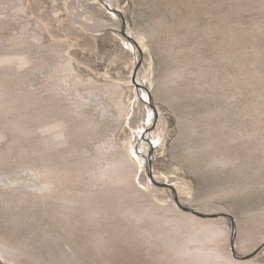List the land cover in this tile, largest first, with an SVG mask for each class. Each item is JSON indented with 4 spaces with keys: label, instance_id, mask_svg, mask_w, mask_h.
<instances>
[{
    "label": "rangeland",
    "instance_id": "rangeland-1",
    "mask_svg": "<svg viewBox=\"0 0 264 264\" xmlns=\"http://www.w3.org/2000/svg\"><path fill=\"white\" fill-rule=\"evenodd\" d=\"M113 2L120 12L102 0H0V59L25 54L31 60L0 65V235L14 231L23 238V250L34 252L17 253L25 264H187L182 250L192 227H153L148 214L141 221L115 215L137 207L131 197L107 194L97 205L71 207L58 198L95 188L91 170H100L91 161L115 144L129 155L142 201L176 207L175 197L159 195V186L153 192L140 183L149 140L156 144L152 176L174 186L188 206L232 214L239 255L263 249L264 0ZM141 41L142 54L136 50ZM110 84L119 85L125 111ZM75 108L96 123L62 142L44 140L39 112L53 109V117ZM156 113L167 127L146 128L147 139L134 147ZM66 118L69 126L85 121L78 112ZM46 165L68 169L55 191L42 190L47 177L39 171ZM96 206V219L83 216ZM211 215L196 216L226 226L225 245L234 253L230 220ZM100 233L105 243L98 248ZM175 233L174 242L169 236ZM36 254H42L38 262ZM6 257L0 253V264H19ZM253 264H264V253Z\"/></svg>",
    "mask_w": 264,
    "mask_h": 264
},
{
    "label": "bare ground",
    "instance_id": "bare-ground-1",
    "mask_svg": "<svg viewBox=\"0 0 264 264\" xmlns=\"http://www.w3.org/2000/svg\"><path fill=\"white\" fill-rule=\"evenodd\" d=\"M102 1L108 5L112 4L114 10H116L117 12H119L121 10V8H119L116 5V2H113V0H102ZM115 7L118 8V10L115 9ZM117 26H118V28L123 27L121 25L120 21L117 23ZM126 33L128 35H130L128 32H126ZM132 37L133 36L130 35L129 39L133 40ZM136 39H137V37H136ZM133 41L135 42V40H133ZM143 45H144V43L142 41L140 44L141 48L139 45H137L136 50L140 54L146 52V49ZM29 60L25 54H20V55L18 54V56L14 55L11 57L1 58L0 59V65L5 63V62H15L18 66H24L25 64H27L29 62ZM67 67H70V66H67ZM70 68L69 69L66 68V70H68V73L72 72L71 71L72 69H70ZM62 70H60V72ZM66 70H63V71H66ZM57 71H59V70H57ZM52 74H54V76H55L56 73L54 72ZM59 74L60 73H58V75ZM69 74H67V75H69ZM51 78H53V77H51ZM63 78H65V76ZM66 78H67V76H66ZM110 85L111 86H108V88L111 87V89H109V91L112 90L114 92V94L116 95V98L118 99L117 103H118L120 111L121 112L125 111L126 109L124 110V108H123L125 105L120 101L121 91L119 89V85H117V84H110ZM135 86L143 87L145 85L142 82V83H135ZM140 102L142 103L143 100L140 99ZM72 103H73V101H72ZM75 104L76 105H78V104L82 105L81 102H76ZM47 112H48V115H47V113L45 114V112H41V111L39 112V115H37L39 117V122H40L39 129H41L42 134H45V136L43 138L44 140H47L49 138H54L55 140L62 142V140H64L69 134H72V132L80 133L82 131V129H84L85 125H88L90 123H94V124L96 123L95 119L89 118L85 114L84 111H77L76 108L75 109H61L60 113L56 114L53 117L50 116L49 113L55 112V110H53V109L49 110L48 109ZM70 112H78V114L80 116H84L85 121L81 122V123H75L73 126H69L70 120L68 121V119L66 117H70ZM158 116L159 115L156 113L155 117H153L147 124H144L142 131H140L136 137V141L134 142V147H135V143L138 142V144H140V141H139L140 138L148 136L147 135L148 131H146V128H148V129L152 128L153 131L156 130L157 132H162L163 127L164 126L167 127V123L164 122V120L162 119L161 116H159V117ZM139 117H140V115H139ZM146 139H147V137H146ZM155 146H156V144L155 145L151 144V142H149V140H148V142L144 144V149L142 148L145 151V154L143 155L144 160H145V164H144L143 169H142V175L140 178V183H144L149 188L151 187L153 192L158 191L159 189H157V186H159V188L161 190V194H159V195H163L164 197H169V196L174 197V191L170 187L161 186V185H165V183H163L164 181H162L161 178L151 175V173H152L151 168L152 167H151V162L149 159L153 158L152 154L156 150ZM103 149H105V147ZM103 149H102V157L101 158H95L96 159L95 162H93V160H92L93 158L91 159L92 160L91 162L96 167H98V169L100 170V172H97L94 169L91 170L92 175L95 178H97V180L95 181L96 187L92 188V189L79 188V190L77 191V193L74 196H72V195L69 196V195H67V193H63L62 195L60 194L61 196L58 198H60V200L61 199L65 200V204H64L65 207H71L72 204H81L83 206H85L86 204H89V205L96 204L97 205V202L98 201L100 202V200L102 201V199L107 194H112V195H115L116 197L118 196L120 198L131 197V198H134L135 200H137V202H136L137 207H130V208L122 209V210L116 209L117 213L114 212L115 215L118 213H121V214L123 213V214L128 215V216L137 217V219H139V221H141L142 219L145 220L147 217L149 218V216L146 215V214H148V215L154 217V218L150 217V219L154 220V223H153L154 226L153 227H159V226L163 227V226H166V225H164L166 222H171L170 224L173 227H177L176 228L177 230H180L181 227H192L193 228V231L187 236L185 245H184L183 250H182V254L186 258V259H184V261L189 260L192 262V260L194 259L193 261L194 262L196 261V263H197V258H198V259H200L199 262L201 261L199 264H253L254 258H256L260 255H263L264 248L262 249L261 248L262 246H260L258 249H252V251L250 253H248L249 251L244 252L243 256L239 255L236 252H234V253L229 252L226 248V245H225L228 238H229V232L225 228L226 226H223L219 221L210 220V219H203L202 217L200 218L193 213L183 212L180 210V209H182V207L179 206L177 203H176L177 204L176 207H178V208H176L173 205H162L156 201H142V198L146 197V195L140 191L141 189L139 190L135 186L134 170H133L134 168H133V165L130 163L128 153L117 148V146L115 144H111L110 147L107 146V148L105 150H103ZM134 151L136 154H138V151L136 150V148H134ZM86 159L90 160V158H86ZM82 162H84V161H82ZM85 164L87 165L86 162H85ZM83 166H84V164H83ZM39 173L42 175H46V177H47L43 183L44 184L43 189L42 188H39V189H42V190L45 189L46 191H51V189H52V191L53 190L55 191L65 184L64 182L67 179L68 169L67 168L50 167L49 165H46L42 169H40ZM148 178H150L149 179L150 181L148 180V182H147ZM99 179L104 180V182L100 183ZM3 182H5V180L0 179V183H3ZM137 184H138V182H137ZM102 186H105V187L101 188ZM66 190H68L67 187L65 188V191ZM143 192H145V191H143ZM0 193L2 194L1 190H0ZM48 194H49V192L43 193V196H48ZM181 200H180V203L182 205L188 206L183 200L182 201ZM140 208H143L145 211L141 210V212H140ZM211 211H213V210H209V211L205 210V212H202V213L205 216H210L211 214H213V213H210ZM168 212L171 214H168ZM97 213H99L97 211V206L95 208L90 207V208H86L83 211V216H85L86 218L96 219ZM215 214L216 213L214 212V215ZM145 216H147V217L145 218ZM73 218H74V216H73ZM68 220H69V218H68ZM229 223H230V221H229ZM150 227H152V226H150ZM21 236H22V234H21ZM96 236H94V237H96ZM169 238L173 239L174 242H175V240L178 241L177 233H175V235H170ZM173 240H170V241H173ZM26 241L27 240H25V242ZM104 243H105V240H104L103 234H101V238H98L96 240L95 245H96V247L99 248V247L103 246ZM32 244H34V243H32ZM23 245H24L23 238L20 237L18 234L14 233V231L13 232H5L4 234L0 235V253L3 256L6 255L7 256L6 258H8L10 263L25 264L24 262L18 260V254H17V253H19V251L23 250ZM31 248H32V246H31ZM23 251H24L23 253H26L29 255L34 253L33 251H32L33 253L32 252L30 253L29 251H25V250H23ZM41 255L42 254H40V255L36 254L35 256H33L37 260L34 262H38V258H40ZM75 255H77V254L75 253ZM251 255H253L254 257ZM23 256H25V255H23ZM249 256H251L253 259H249ZM25 257L28 258L29 256H25ZM30 258H32V257H30ZM237 258H242V260H238ZM33 260L34 259H32V261ZM186 261H185V263H186ZM189 261H188V263H189ZM28 264H30V262H28ZM192 264H194V263H192Z\"/></svg>",
    "mask_w": 264,
    "mask_h": 264
},
{
    "label": "water",
    "instance_id": "water-1",
    "mask_svg": "<svg viewBox=\"0 0 264 264\" xmlns=\"http://www.w3.org/2000/svg\"><path fill=\"white\" fill-rule=\"evenodd\" d=\"M120 12V11H119ZM134 42V41H133ZM135 43V42H134ZM136 44V43H135ZM165 186L167 187H170L173 191H174V197H175V201L176 203L182 207V209H185L186 211H189L195 215H199V216H205L201 211L191 207V206H185V205H182L180 203V200L176 194V189L174 186L168 184V183H165ZM211 216H216V217H220V218H225V219H228L230 220L231 224H232V227H233V234H232V238H231V245H232V250L233 252H235V236H236V229H235V219L233 217L232 214L228 213V212H220V213H216L215 215H211Z\"/></svg>",
    "mask_w": 264,
    "mask_h": 264
}]
</instances>
